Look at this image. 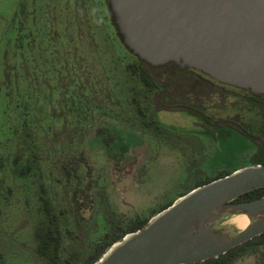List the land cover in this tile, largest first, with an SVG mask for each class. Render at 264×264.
<instances>
[{"label":"rangeland","instance_id":"374dc122","mask_svg":"<svg viewBox=\"0 0 264 264\" xmlns=\"http://www.w3.org/2000/svg\"><path fill=\"white\" fill-rule=\"evenodd\" d=\"M132 61L104 0H0V264H51V234L60 262L79 264L106 234L250 165L255 145L222 123L230 110L205 112L221 123L217 139L166 111L168 128L152 138L148 118L130 112ZM83 154L79 184L64 166ZM88 167L94 203L77 210ZM233 264H264V247L245 248Z\"/></svg>","mask_w":264,"mask_h":264},{"label":"water","instance_id":"95a60500","mask_svg":"<svg viewBox=\"0 0 264 264\" xmlns=\"http://www.w3.org/2000/svg\"><path fill=\"white\" fill-rule=\"evenodd\" d=\"M125 48L152 66L175 63L264 94V0H107ZM264 165L197 187L115 243L96 264H199L264 234ZM246 217L248 225H234Z\"/></svg>","mask_w":264,"mask_h":264},{"label":"flooded vegetation","instance_id":"af4514ba","mask_svg":"<svg viewBox=\"0 0 264 264\" xmlns=\"http://www.w3.org/2000/svg\"><path fill=\"white\" fill-rule=\"evenodd\" d=\"M104 3L106 5V10L108 12L111 25L118 36L114 26V16L109 2L104 0ZM78 9H80L79 13H81L82 7L80 5H78ZM130 55L134 57L131 53ZM128 69L130 70H128V74L134 81L131 93L132 110H130V112L134 111L133 114H139L144 119L148 118L147 120H144L143 123L147 127H150L151 131H154L156 128L153 133L150 132L152 138L157 137V135H161L162 126L168 128V125L162 121L163 119L160 116L162 112L166 111L185 113L194 119L193 127H196L197 129L192 127L193 131L210 134L213 138L217 139L220 134L219 131H217V128L219 129L220 126L218 125L221 123L217 122L214 117L212 118L211 116H207L205 112L209 113V110L213 111L215 109H225L232 111L234 114L229 119H224L222 123L225 124V126L228 125L235 130H239V133L246 137L256 147L253 152H250V165H252V160L264 151V94H256L247 90L221 84L207 75L195 70L184 69L175 63H168L155 67L134 57V61L130 63ZM84 107L85 106L82 105L79 107H74L72 111L74 113L77 112L81 114ZM129 118H132V114H128V119ZM67 121L68 120H64L63 122ZM144 154L145 153L143 151L142 159L145 157ZM84 156V154L79 155V157H76L69 165L64 166L65 171L70 176L77 178L79 184H82L77 174L80 169V165L87 163V160ZM227 174L231 173H225L221 175ZM87 178L88 181L86 182L84 188L77 189V192L74 194V203L77 210L90 209L94 203L91 197L93 184L91 167H88ZM200 183L203 182H198L191 190L197 188ZM78 192H80L81 196H78ZM45 209L50 220L55 221V215L48 203L45 204ZM150 219H141L140 217H137L133 225L138 221L145 222ZM131 227L126 229H130ZM126 229L117 228L113 235H106L114 237L116 234L121 233ZM51 237L54 242L53 262L51 264H62L59 260V238L54 234H51ZM103 243L104 240L99 242L88 254V256L84 258L83 262H80L79 264L85 263L89 256L93 255L98 246ZM56 247L58 248L57 256L55 252ZM245 248L242 251H244ZM234 259L231 262L232 264Z\"/></svg>","mask_w":264,"mask_h":264},{"label":"trees","instance_id":"16d2710c","mask_svg":"<svg viewBox=\"0 0 264 264\" xmlns=\"http://www.w3.org/2000/svg\"><path fill=\"white\" fill-rule=\"evenodd\" d=\"M259 164L264 165V151L260 155H257L252 160V165H259ZM75 168H77V167H75ZM227 175H229V174H227ZM227 175H221L218 178H222V177H225ZM218 178H216V179H218ZM216 179H211L207 182L200 183V185H198L197 187L203 186V185L210 183ZM187 193H185V194H187ZM185 194H183L182 196H184ZM182 196H180V197H182ZM263 196H264V188L263 189H257V190H253L249 193L242 195L241 197H239L236 200V202L250 201V200L261 198ZM171 205L165 207L163 210L170 207ZM163 210H161L160 212H162ZM160 212L154 214L152 217L159 214ZM149 221L150 220L145 221V222L138 221L130 229L123 230L121 233L116 234L114 237H111L110 235H106L105 239H104V243L99 245L98 248L96 249L95 253L93 255L89 256V258L83 264H96L102 258V256L115 243L122 240L127 234L143 229L148 224ZM251 245L264 246V234L253 239L252 241H249L248 243H246V244H244L238 248H235V249L229 251L228 253L220 256L219 258L210 259L204 263H199V264H232L231 263L232 260L239 254V252L242 251L245 247L251 246ZM55 252H56V256H57L58 255V248L57 247H56Z\"/></svg>","mask_w":264,"mask_h":264},{"label":"bare ground","instance_id":"6f19581e","mask_svg":"<svg viewBox=\"0 0 264 264\" xmlns=\"http://www.w3.org/2000/svg\"><path fill=\"white\" fill-rule=\"evenodd\" d=\"M234 225L238 228L243 229L248 225V220L246 217H237L233 220Z\"/></svg>","mask_w":264,"mask_h":264}]
</instances>
